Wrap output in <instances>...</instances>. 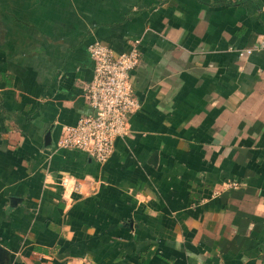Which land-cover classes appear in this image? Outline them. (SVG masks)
Wrapping results in <instances>:
<instances>
[{"label": "crops", "instance_id": "obj_1", "mask_svg": "<svg viewBox=\"0 0 264 264\" xmlns=\"http://www.w3.org/2000/svg\"><path fill=\"white\" fill-rule=\"evenodd\" d=\"M94 40L138 54L104 162L57 146ZM0 264H264V0H0Z\"/></svg>", "mask_w": 264, "mask_h": 264}, {"label": "built area", "instance_id": "obj_2", "mask_svg": "<svg viewBox=\"0 0 264 264\" xmlns=\"http://www.w3.org/2000/svg\"><path fill=\"white\" fill-rule=\"evenodd\" d=\"M87 50L93 60V74L85 86L90 111L62 128L57 146L79 149L104 162L112 154L115 140L128 134V117L138 107L131 82L138 54L135 47L117 53L97 40L90 42ZM66 182L63 178L62 184Z\"/></svg>", "mask_w": 264, "mask_h": 264}]
</instances>
